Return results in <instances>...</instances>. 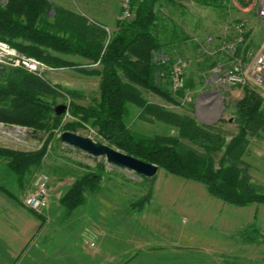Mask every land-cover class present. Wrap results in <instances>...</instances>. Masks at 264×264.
<instances>
[{"label":"rangeland","instance_id":"obj_1","mask_svg":"<svg viewBox=\"0 0 264 264\" xmlns=\"http://www.w3.org/2000/svg\"><path fill=\"white\" fill-rule=\"evenodd\" d=\"M49 1L86 13L95 22L107 20L110 33L117 30L121 0H107V18L93 16L100 7L95 4L86 6L87 0ZM177 3L184 13L189 10L194 19L197 15L205 17L204 24L210 29L201 35L203 39L222 31L219 19L225 18L224 22L231 20L226 23L231 27L240 22L248 23L242 8L251 5L252 0H226L224 3L219 0L211 6L185 5L186 0H177ZM193 23L195 21L192 20ZM249 28L246 24L244 42H233L235 50L228 46L222 61H219L222 50L213 48L210 41L207 45H200V41L194 40L177 51L155 53L157 63L170 59L173 70L181 68L182 88L173 89L171 74L168 82L161 83L171 93L172 102L142 89L144 98L169 112L219 128L226 141L230 140L237 133L234 121L236 104L244 98L245 89L258 94L263 101L262 112L264 108V91L250 75L254 59L264 44L261 48L252 47V42L255 41V45L259 40L248 32ZM240 45L241 51L237 52ZM60 57L76 63L74 56ZM80 62L77 64L88 69H100L96 64L94 67L87 66L86 61ZM236 64L241 65L248 85L223 92L215 84L216 76ZM0 66L10 67L3 63ZM46 66L37 75L57 87L56 92L46 99L55 108L68 106L61 115L59 126L41 132L27 128L28 132L14 129V126H22L4 124L11 129V136L3 134L10 132L4 126L0 127V147L36 151L49 141L42 165L26 174L30 181L29 192L40 174L50 178L49 207L40 215L45 222L43 234L49 241L45 242L46 246L42 245L43 242L37 247L34 244L18 264H264V205L236 207L225 204L211 197L202 184L174 176L163 169H159L151 180H144L107 164L104 158H93L63 145L59 135L65 131L106 144L90 124L76 127L73 131L65 128L66 123L77 122L68 114L72 102L84 107L98 103L100 78L82 75L73 68ZM68 90L78 91L84 98L73 99L67 94ZM211 92L219 97L209 95ZM138 112L137 107L129 106L124 121L130 130L146 136H177L176 128L157 120L150 122L138 118ZM45 121L49 128L52 127L50 117ZM248 141L243 160L250 166V178L257 190L264 192V132L259 138L249 136ZM182 142L198 150L187 141ZM97 163L104 164L99 188L93 193L85 191L83 204L68 213L59 204L61 197L76 179L88 171L83 165L95 168ZM51 190H55L52 203ZM149 193L143 209L134 208V203Z\"/></svg>","mask_w":264,"mask_h":264},{"label":"trees","instance_id":"obj_2","mask_svg":"<svg viewBox=\"0 0 264 264\" xmlns=\"http://www.w3.org/2000/svg\"><path fill=\"white\" fill-rule=\"evenodd\" d=\"M159 1L135 0V19L119 20L117 30L110 33L104 25L49 0H0V41L49 67L73 68L82 75L100 78L98 103L84 107L72 102L68 114L77 122L66 123L67 130L90 124L107 145L169 174L202 184L211 197L225 204L264 205V192L257 190L250 178V166L243 160L248 137L259 138L264 132L263 101L258 94L245 89L244 98L236 104L237 133L228 141L219 128L174 114L144 98L142 89L173 101L161 83L171 78V61H155V53L167 46V30H160L155 13ZM218 1L197 0L204 6ZM60 55L81 57L90 62L87 66L96 64L100 69H88ZM56 90L37 74L0 66V123L35 132L57 128L63 115L56 117L54 105L46 99ZM66 92L73 99L84 98L78 91ZM129 106L139 109L138 118L176 128L177 136H146L130 130L124 121ZM49 117L53 122L50 128L45 121ZM48 144L49 141L36 151L0 147V157L8 161V168L23 185L26 174L42 165ZM83 166L88 171L71 184L59 201L68 213L83 204L85 191H97L102 179L103 163H97L95 168ZM149 196L150 193L134 203V208L142 210Z\"/></svg>","mask_w":264,"mask_h":264},{"label":"crops","instance_id":"obj_3","mask_svg":"<svg viewBox=\"0 0 264 264\" xmlns=\"http://www.w3.org/2000/svg\"><path fill=\"white\" fill-rule=\"evenodd\" d=\"M222 1L224 3L226 0ZM86 2V6L91 7L95 4L100 7V10L98 9L96 15L93 16L107 18V10L109 7L107 0H87ZM192 4L194 6L201 5L197 0H186L185 5ZM179 7L177 0H160L155 6V13L159 19L160 30H167V46L163 50L177 51L183 45L194 40L200 41V45L202 43L207 45V42L211 39L213 48H217L218 51L222 50L219 53V61H222V56L225 54L228 46L236 42L237 33L234 30L236 24L231 27L227 25L231 20L224 22L222 20H225V18L219 19L218 24L222 27V31L220 33L217 32L218 34L213 36L207 35V38L202 39L201 35L206 34V30L210 29L204 24L205 17L203 18L197 15V18L194 19L190 15L189 10L184 13ZM65 8L81 14L92 21L86 13L78 12V10H73L68 7ZM242 12L245 21L249 23H246L250 27L248 32H252V35L259 40V43L257 42L255 45V41H253L252 47L255 49L261 48L264 44V20L259 17L258 6L255 2H252L251 5L242 8ZM192 20L195 23L192 24ZM100 24L104 25L106 29H109L108 24L110 22L107 20ZM191 35L194 37H191ZM73 58L76 59V63H81V60L86 61L85 64L90 63L88 60L78 56H74ZM92 66L95 67V65ZM7 163L8 161L5 158L0 157V264H18L19 260L33 246H39L40 242H43L42 245L46 246L45 242L49 241V239L43 234L45 229L43 219L24 205V199L29 192L28 187L30 185L28 175L23 185H20L16 174L8 168ZM51 193L52 203L55 200V190H51Z\"/></svg>","mask_w":264,"mask_h":264},{"label":"built area","instance_id":"obj_4","mask_svg":"<svg viewBox=\"0 0 264 264\" xmlns=\"http://www.w3.org/2000/svg\"><path fill=\"white\" fill-rule=\"evenodd\" d=\"M134 1L135 0H121L120 21H132L133 19H135ZM252 2L256 3V5L258 6L259 17L264 20V0H252ZM234 30L237 33L236 43L240 44L244 42L246 34V24L244 22L237 23L234 26ZM209 41L211 42L212 40L209 39ZM234 46V44H231L229 45V48L231 50H235ZM0 63L13 68L23 69L33 74H38L47 67L40 60L23 55L3 41H0ZM250 75L252 76L255 84L264 91V45L254 59ZM182 83L181 68H175L172 71L173 89L180 90L182 88ZM215 84L217 85V87L222 89L223 92H226L233 87L246 86L248 85V82L247 76L244 73L241 65L236 64L227 69L224 73L216 76ZM262 114L264 116V108ZM3 126L4 124L2 123V126L0 127ZM4 128L8 129L10 133L3 132V134L11 136V129L5 126ZM14 129L28 131L27 128L22 127L20 128L14 126ZM49 185V176L46 174H40L34 182V187L24 199V205L36 215H42L49 207Z\"/></svg>","mask_w":264,"mask_h":264},{"label":"water","instance_id":"obj_5","mask_svg":"<svg viewBox=\"0 0 264 264\" xmlns=\"http://www.w3.org/2000/svg\"><path fill=\"white\" fill-rule=\"evenodd\" d=\"M209 95L215 98L219 97L215 92H211ZM67 110V105L57 106L55 108L56 117H60ZM0 126H2V124H0ZM59 139L65 146L84 152L93 158H104L107 164L133 173L141 179L151 180L159 170L157 165L144 162L107 144L94 142L87 137L79 136L73 132L65 131L59 135Z\"/></svg>","mask_w":264,"mask_h":264}]
</instances>
